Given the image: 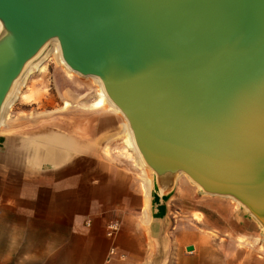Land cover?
<instances>
[{
    "label": "water",
    "instance_id": "obj_1",
    "mask_svg": "<svg viewBox=\"0 0 264 264\" xmlns=\"http://www.w3.org/2000/svg\"><path fill=\"white\" fill-rule=\"evenodd\" d=\"M52 40L101 80L162 204L186 174L264 235V0H0V117Z\"/></svg>",
    "mask_w": 264,
    "mask_h": 264
},
{
    "label": "crops",
    "instance_id": "obj_2",
    "mask_svg": "<svg viewBox=\"0 0 264 264\" xmlns=\"http://www.w3.org/2000/svg\"><path fill=\"white\" fill-rule=\"evenodd\" d=\"M96 113L88 135L63 125L26 131L28 119L0 131V240L20 241L0 244V264H264V236L231 210H219L225 225L188 219L159 201L154 181L148 208L144 175L121 140L104 152L122 117ZM112 221L120 228L109 238Z\"/></svg>",
    "mask_w": 264,
    "mask_h": 264
},
{
    "label": "rangeland",
    "instance_id": "obj_3",
    "mask_svg": "<svg viewBox=\"0 0 264 264\" xmlns=\"http://www.w3.org/2000/svg\"><path fill=\"white\" fill-rule=\"evenodd\" d=\"M96 88L97 84L93 79L81 75H71L59 63L55 55L50 53L43 65L39 69H35L20 87L11 107L8 109L6 122L2 125L3 127H0V131L7 124L20 126L22 119H28L23 124V126H27L26 131L32 129L35 131L41 126L62 129L57 125H63L69 128V131L87 132L84 134L88 135L94 125V118L97 117L96 112L100 109L89 110L83 105L85 102L90 104L95 100ZM65 100H69L72 105L62 108ZM79 124H81L80 128ZM109 141L113 142L114 138ZM120 143L125 152L131 154L135 160L125 144ZM113 149L114 145L111 147V155ZM111 155L109 153L107 156ZM179 180L182 184L178 183L176 190L167 200V203L171 202L172 211L182 209V216L184 215L188 219L193 218L199 223L210 222L211 225L212 223L225 225V219L219 215V210L224 207L234 213L232 217L234 222L238 220L245 222L247 228L253 232L258 227L260 235L264 236L258 224L246 216L241 206L237 207L234 202L228 199L202 194L200 189L196 188L186 177H181ZM179 191H183V194L181 203L177 206L175 200H177ZM215 235L219 237L220 233Z\"/></svg>",
    "mask_w": 264,
    "mask_h": 264
},
{
    "label": "bare ground",
    "instance_id": "obj_4",
    "mask_svg": "<svg viewBox=\"0 0 264 264\" xmlns=\"http://www.w3.org/2000/svg\"><path fill=\"white\" fill-rule=\"evenodd\" d=\"M50 53L55 55V57L57 58L59 63L61 65H63V67L67 70L68 73H70L71 75H80L78 72H76L73 69H71L67 65V63L64 61V59L62 57V52H61V48H60L59 42L57 40H52L50 42V44L47 46V48L45 49V51L36 60H34L32 62H29V64L27 65V68L25 69L22 77L19 78L16 81V83H15V85L13 87V90L10 92V94H9V96H8L4 106H3L2 114H1V117H0V127L5 124L6 118H7L6 116H7L8 109H9V107H11V104L13 103V101H14V99H15V97H16L19 89H20V87L23 85L25 80L28 78V76L35 69H39L43 65L45 59L49 56ZM85 77L93 79L95 81V83L97 84V88H96V92H95V94H96L95 100L93 102H91L90 104L85 102L84 105H83L84 108L89 109V110L90 109L91 110L104 109V110L112 111V112L117 113L118 115H120L122 117V119H123L121 135L120 136H114V141L115 140H121V142H123L125 144L127 149L134 156L136 164L142 170V173L144 175V186H145V190H146L147 197H148V200H149V206H148V208H149V207H151V200H152V193H153V181H154V179H153V170L149 166H147L146 163L144 162V160L142 158V155L140 154V152H139V150H138V148L136 146V143H135V140H134V136H133L132 130H131L130 126H129V123H128L127 119L122 114V112L118 109V107L107 96L101 80L98 77H95V76H85ZM63 103L64 104H63L62 108H67V107L72 105L69 100H65ZM80 125L81 124H79V128H80ZM112 145H113V142L109 141V140L104 144V146H103L104 147V152L107 155H109V153L111 155V147H112ZM45 154L47 156H52V157L54 156L53 151H51L49 149L45 152ZM182 177H186L192 184H194L196 186V188H198V189L200 188V186L198 184L194 183L186 174H184ZM211 196H215V197L231 200L232 202H234V204L237 207L240 206L239 201L235 200L232 197H224V196H219V195H211Z\"/></svg>",
    "mask_w": 264,
    "mask_h": 264
},
{
    "label": "built area",
    "instance_id": "obj_5",
    "mask_svg": "<svg viewBox=\"0 0 264 264\" xmlns=\"http://www.w3.org/2000/svg\"><path fill=\"white\" fill-rule=\"evenodd\" d=\"M120 223L118 221L109 222L106 226V234L109 238H113L119 231ZM116 254V247L112 246L110 249V255ZM125 257L122 255V258Z\"/></svg>",
    "mask_w": 264,
    "mask_h": 264
},
{
    "label": "clouds",
    "instance_id": "obj_6",
    "mask_svg": "<svg viewBox=\"0 0 264 264\" xmlns=\"http://www.w3.org/2000/svg\"><path fill=\"white\" fill-rule=\"evenodd\" d=\"M20 243L19 240L15 239L12 242H5L4 240H0V244H3L6 250L15 248Z\"/></svg>",
    "mask_w": 264,
    "mask_h": 264
}]
</instances>
